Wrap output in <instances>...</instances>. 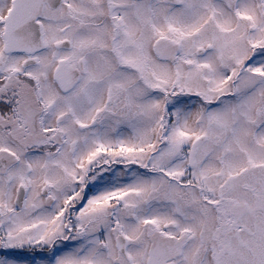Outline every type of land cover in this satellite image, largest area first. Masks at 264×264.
Masks as SVG:
<instances>
[{
  "label": "snow or ice",
  "instance_id": "snow-or-ice-1",
  "mask_svg": "<svg viewBox=\"0 0 264 264\" xmlns=\"http://www.w3.org/2000/svg\"><path fill=\"white\" fill-rule=\"evenodd\" d=\"M0 264H264V0H0Z\"/></svg>",
  "mask_w": 264,
  "mask_h": 264
}]
</instances>
